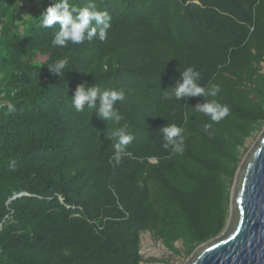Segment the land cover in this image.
Wrapping results in <instances>:
<instances>
[{
	"label": "trees",
	"instance_id": "obj_1",
	"mask_svg": "<svg viewBox=\"0 0 264 264\" xmlns=\"http://www.w3.org/2000/svg\"><path fill=\"white\" fill-rule=\"evenodd\" d=\"M18 2L0 0V101L15 109H0V264H142L144 233L187 257L221 235L246 144L264 128V0H97L107 39L65 48L40 16L22 33ZM63 58L59 77L47 64ZM187 67L220 86V122L193 108L204 98H165ZM84 82L124 89L119 123L75 109ZM173 123L182 154L159 131ZM119 127L134 140L117 164L107 137Z\"/></svg>",
	"mask_w": 264,
	"mask_h": 264
},
{
	"label": "clouds",
	"instance_id": "obj_2",
	"mask_svg": "<svg viewBox=\"0 0 264 264\" xmlns=\"http://www.w3.org/2000/svg\"><path fill=\"white\" fill-rule=\"evenodd\" d=\"M21 3L19 0L18 5ZM39 27L48 29L58 25V31L51 41L52 48H65L69 44L77 45L85 41L97 39L104 41L112 27V16L106 10L98 7L97 0H86L82 6L74 4L71 0H54L40 15ZM69 61L67 58L59 59L47 64L50 72L64 77L68 71ZM182 82L171 87L172 91H165L166 99L181 101L185 97H201L193 108L208 116L213 122H220L229 115L230 109L227 105L219 103L216 99L220 93V86L211 84L207 87L200 84L201 73L193 67H187L181 72ZM125 98V91L120 89H101L99 86H89L85 82L78 85L72 95V104L77 111H83L85 106L96 109L99 117L103 120H111L116 123L122 119L121 114L115 108L119 101ZM7 111L13 112L14 106L7 103ZM187 119V117H186ZM211 128V124L205 125V131ZM165 141L164 147L170 148L173 153L182 154L184 151L185 129L176 124H166L159 129ZM113 143V159L117 164L122 157L130 155L127 146L134 140V135L126 131L124 127L114 129L107 137ZM67 254V253H65Z\"/></svg>",
	"mask_w": 264,
	"mask_h": 264
},
{
	"label": "water",
	"instance_id": "obj_3",
	"mask_svg": "<svg viewBox=\"0 0 264 264\" xmlns=\"http://www.w3.org/2000/svg\"><path fill=\"white\" fill-rule=\"evenodd\" d=\"M186 264H264V128L236 172L225 231L198 247Z\"/></svg>",
	"mask_w": 264,
	"mask_h": 264
},
{
	"label": "rangeland",
	"instance_id": "obj_4",
	"mask_svg": "<svg viewBox=\"0 0 264 264\" xmlns=\"http://www.w3.org/2000/svg\"><path fill=\"white\" fill-rule=\"evenodd\" d=\"M21 2L22 4L18 9V18L19 23L23 22L25 24L24 27L20 29V31L24 33L31 23L44 11L45 0H21ZM44 60L45 58L39 57L40 62ZM259 136L260 133L248 140L246 144L247 151L244 153V157L248 151L256 146ZM141 241V253L144 259L142 264H186L191 257H187L183 253L184 249L181 243L176 244V248L181 251V255H175L167 250L160 241L155 240L150 233H144L141 237Z\"/></svg>",
	"mask_w": 264,
	"mask_h": 264
},
{
	"label": "built area",
	"instance_id": "obj_5",
	"mask_svg": "<svg viewBox=\"0 0 264 264\" xmlns=\"http://www.w3.org/2000/svg\"><path fill=\"white\" fill-rule=\"evenodd\" d=\"M4 107H6V102H2V101H0V109H2V108H4Z\"/></svg>",
	"mask_w": 264,
	"mask_h": 264
}]
</instances>
